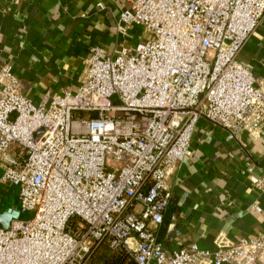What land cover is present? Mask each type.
<instances>
[{
	"label": "built area",
	"instance_id": "1",
	"mask_svg": "<svg viewBox=\"0 0 264 264\" xmlns=\"http://www.w3.org/2000/svg\"><path fill=\"white\" fill-rule=\"evenodd\" d=\"M263 17L264 0H128L113 55L91 45L76 88L38 102L1 66L0 182L30 217L0 227V264H87L102 245L134 264L264 262V233L171 251L157 237L200 119L234 140L264 131V81L237 60ZM131 27L148 36L133 50Z\"/></svg>",
	"mask_w": 264,
	"mask_h": 264
},
{
	"label": "crops",
	"instance_id": "2",
	"mask_svg": "<svg viewBox=\"0 0 264 264\" xmlns=\"http://www.w3.org/2000/svg\"><path fill=\"white\" fill-rule=\"evenodd\" d=\"M126 6L128 0H0V67L9 64L22 93L35 102L75 89L91 45L109 55L119 47L116 20ZM147 38L142 28L131 27L124 44L133 50ZM237 60L264 81V17ZM262 178L264 131L259 138L234 140L200 119L188 153L167 176L158 239L171 251L212 249L219 234L232 240L263 234ZM17 195L10 183L0 182V221L28 218Z\"/></svg>",
	"mask_w": 264,
	"mask_h": 264
},
{
	"label": "rangeland",
	"instance_id": "3",
	"mask_svg": "<svg viewBox=\"0 0 264 264\" xmlns=\"http://www.w3.org/2000/svg\"><path fill=\"white\" fill-rule=\"evenodd\" d=\"M112 101L115 102V98ZM28 215L27 217H30V213ZM88 264H134V262L125 252L112 251L106 245H103L91 257Z\"/></svg>",
	"mask_w": 264,
	"mask_h": 264
},
{
	"label": "water",
	"instance_id": "4",
	"mask_svg": "<svg viewBox=\"0 0 264 264\" xmlns=\"http://www.w3.org/2000/svg\"><path fill=\"white\" fill-rule=\"evenodd\" d=\"M8 224H9V221L8 220L7 221H4V222L0 221V227H2V228H7L8 227Z\"/></svg>",
	"mask_w": 264,
	"mask_h": 264
},
{
	"label": "trees",
	"instance_id": "5",
	"mask_svg": "<svg viewBox=\"0 0 264 264\" xmlns=\"http://www.w3.org/2000/svg\"><path fill=\"white\" fill-rule=\"evenodd\" d=\"M102 246H103V245H102ZM100 247H101V246H100ZM100 247H99V248H100ZM99 248H98V249H99ZM98 249H97V250H98ZM97 250L92 254V256L97 252ZM92 256H91V257H92ZM91 257L89 258V260L91 259ZM89 260H88V263H89ZM88 263H87V264H88Z\"/></svg>",
	"mask_w": 264,
	"mask_h": 264
}]
</instances>
